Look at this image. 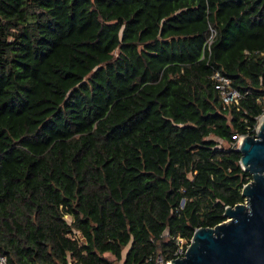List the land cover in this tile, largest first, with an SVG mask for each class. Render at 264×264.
I'll list each match as a JSON object with an SVG mask.
<instances>
[{
  "label": "trees",
  "instance_id": "obj_1",
  "mask_svg": "<svg viewBox=\"0 0 264 264\" xmlns=\"http://www.w3.org/2000/svg\"><path fill=\"white\" fill-rule=\"evenodd\" d=\"M263 108L264 0H0V256L173 260L245 202Z\"/></svg>",
  "mask_w": 264,
  "mask_h": 264
},
{
  "label": "water",
  "instance_id": "obj_2",
  "mask_svg": "<svg viewBox=\"0 0 264 264\" xmlns=\"http://www.w3.org/2000/svg\"><path fill=\"white\" fill-rule=\"evenodd\" d=\"M240 166L252 176L242 189L243 204L226 207L225 221L197 229L183 258L170 264H264V116L255 136H245L236 149Z\"/></svg>",
  "mask_w": 264,
  "mask_h": 264
},
{
  "label": "built area",
  "instance_id": "obj_3",
  "mask_svg": "<svg viewBox=\"0 0 264 264\" xmlns=\"http://www.w3.org/2000/svg\"><path fill=\"white\" fill-rule=\"evenodd\" d=\"M215 35H216L215 30L211 28L209 37L205 43V49L208 53H210V47L212 45V42L214 41ZM212 80L215 83V89L218 92L224 106H230L233 104H237L238 101L242 99V95L236 89L231 87L230 80L227 77L221 75L219 72H216L212 76ZM263 116H264V108H263V114L260 116L258 121ZM240 138L242 137H239V139ZM175 243H176V250L173 254V256L175 257L174 259L183 258L187 250V248H185L184 246L185 242L182 239L177 238L175 240ZM154 263L155 264H170V261H165L160 255H158L154 259ZM0 264H6V259L4 257L0 256Z\"/></svg>",
  "mask_w": 264,
  "mask_h": 264
},
{
  "label": "crops",
  "instance_id": "obj_4",
  "mask_svg": "<svg viewBox=\"0 0 264 264\" xmlns=\"http://www.w3.org/2000/svg\"><path fill=\"white\" fill-rule=\"evenodd\" d=\"M126 251L123 252V258L125 257ZM116 264H123V260H121L120 262L116 263Z\"/></svg>",
  "mask_w": 264,
  "mask_h": 264
},
{
  "label": "rangeland",
  "instance_id": "obj_5",
  "mask_svg": "<svg viewBox=\"0 0 264 264\" xmlns=\"http://www.w3.org/2000/svg\"><path fill=\"white\" fill-rule=\"evenodd\" d=\"M241 140V138L237 141V147H238V144H239V141Z\"/></svg>",
  "mask_w": 264,
  "mask_h": 264
}]
</instances>
